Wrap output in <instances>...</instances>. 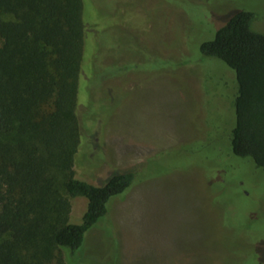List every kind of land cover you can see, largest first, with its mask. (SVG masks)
<instances>
[{"label":"rangeland","instance_id":"rangeland-1","mask_svg":"<svg viewBox=\"0 0 264 264\" xmlns=\"http://www.w3.org/2000/svg\"><path fill=\"white\" fill-rule=\"evenodd\" d=\"M88 1L74 169L136 178L66 264H264V174L231 148L235 72L201 51L241 10L264 34V0ZM87 205L71 198L72 223Z\"/></svg>","mask_w":264,"mask_h":264},{"label":"trees","instance_id":"trees-1","mask_svg":"<svg viewBox=\"0 0 264 264\" xmlns=\"http://www.w3.org/2000/svg\"><path fill=\"white\" fill-rule=\"evenodd\" d=\"M88 7L0 0V264H66L62 248H82L136 178L123 168L94 184L74 169L86 124L78 107ZM254 20L253 11L237 12L201 51L235 72L232 152L264 174V34ZM79 196L87 209L72 223L71 198Z\"/></svg>","mask_w":264,"mask_h":264}]
</instances>
